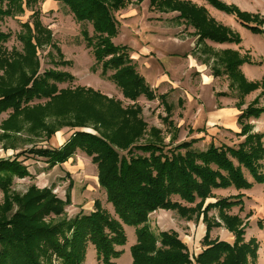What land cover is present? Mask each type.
Segmentation results:
<instances>
[{"label": "trees", "instance_id": "trees-1", "mask_svg": "<svg viewBox=\"0 0 264 264\" xmlns=\"http://www.w3.org/2000/svg\"><path fill=\"white\" fill-rule=\"evenodd\" d=\"M57 1L69 8L77 22L92 25V35L88 30L82 34L96 63L102 66V75L112 71L108 78L133 103L123 109L120 101H108L91 89L60 88L59 83L75 80L67 71L49 69L41 74L40 47L52 46L62 58L56 63L70 65L71 61L64 60L53 39V31L43 24L41 11L35 9L39 0H0V115H10L1 123L5 134L0 136V141L11 137L9 130L19 131L26 124L31 132L48 137L64 126L78 129L60 148L33 147L0 159V189L7 197L5 210L12 209L11 199L24 207L13 215L15 219L4 220L5 214L0 215V264H46L48 261L52 264L55 260L60 264H83L89 244L94 245L99 261L115 264L113 259L124 253L118 247L127 244L125 225L134 227L137 235L136 243L130 248L133 264H256L259 241L251 238L246 242L244 220L228 211L236 206L244 210L246 194L241 191L250 190L254 183H264V134L254 131L253 124L246 121L260 118L264 107L257 106L259 101L255 99L241 110L238 117L241 130L236 134L243 140L237 146L211 142L206 149L198 150L194 144L201 137L174 146V136L168 144L163 137L138 143L136 138L144 133L148 123L137 100L143 95L149 100L160 97L166 105L167 117L172 108L167 105L165 94L158 96L138 72L130 47L114 42L119 34L115 12L124 9L130 0ZM206 1L235 16L251 32L264 33V17L222 0ZM150 4L162 13L178 12L177 20L195 29L199 44L206 40L220 44L243 41L239 33L218 23L206 7L191 0H150ZM26 9H32L33 14L32 22L22 23L18 34L23 47L8 51L3 43L11 34L1 30V23L5 18L24 14ZM213 52L217 54L216 50ZM217 57L214 71L221 67L220 74L223 71L228 74L229 87L239 91L238 99L259 88L264 94V80L248 81L241 70L245 63L254 64L249 57L230 48ZM37 100L45 102L34 103ZM238 105L243 106L241 101ZM54 113L65 118L73 113L76 118L73 122L48 121ZM89 126L93 131L86 130ZM152 130L158 132L155 127ZM77 150L84 151L97 165L99 184L115 215L96 201L94 211L69 219L64 217L69 196L62 200L50 189L36 187H31L23 197L11 194L16 176H31L29 168L20 160L22 155L44 157L50 167H55L68 161ZM245 170L253 181L246 177ZM231 187L240 192L208 203L209 198H214L215 189ZM215 208L221 222L209 214ZM160 209L177 211L190 220L202 216L207 227L203 238L206 246L194 259L177 231L156 234L151 229L150 214ZM216 226H224L233 233L234 242L211 240V231Z\"/></svg>", "mask_w": 264, "mask_h": 264}, {"label": "rangeland", "instance_id": "rangeland-1", "mask_svg": "<svg viewBox=\"0 0 264 264\" xmlns=\"http://www.w3.org/2000/svg\"><path fill=\"white\" fill-rule=\"evenodd\" d=\"M199 6L208 9L210 15L220 24L230 27L239 33L243 39L241 44L215 43L210 40L198 43L195 29L185 24L182 20H177L178 12L162 13L150 4V0H130L124 9L115 12L119 22V34L114 42L118 45L130 47V53L134 59L135 52L140 54L137 62L138 72L144 76L147 83L158 95L165 94L167 105H170L171 115L167 117L166 105L161 98L149 100L146 96H141L137 100V105L142 108V117L148 123L144 133L136 138L138 143H144L150 139L164 138L165 143L170 142L174 136V146L181 142L189 141L192 138L203 137L194 144L198 150L206 149L211 142L217 145L230 144L237 146L243 137L237 136L241 126L237 123L235 129L225 125L213 129L206 128L209 124V116L219 113L220 109L228 108L229 105L239 106L240 109L247 108L254 100L259 101L257 106L264 107V94L262 88L245 95L243 99H238L239 91L229 87L230 77L221 67L215 69V59L225 49L238 51L242 56L249 57L254 64L245 63L241 66L248 81L264 80V33L256 34L244 27L233 15L227 14L209 4L206 0H191ZM226 4L236 5L240 10L264 17V0H222ZM35 9L41 11V20L45 26L53 31L54 41L64 54V60H70V65H61L62 58L50 45H45L38 49V56L41 61L40 73L46 70L57 69L70 72L75 76V80L59 83L60 88L85 87L96 91L106 100L120 101L121 107L127 109L133 102L126 99L122 90L108 78L113 72L109 71L106 76L102 75L101 64L96 63L91 48L87 46L86 39L82 31L88 30L93 34V27L89 23L77 22L69 8L57 0H39ZM32 9H26L24 14L16 17H8L1 23V30L11 34V37L3 43V46L11 51L13 48L19 50L23 45L18 38L22 30V23L32 22ZM145 49L148 50L145 51ZM213 50L217 54H213ZM147 53V54H146ZM204 60H208L204 63ZM227 94V96H222ZM44 100H37L34 103H44ZM106 104L103 105L105 107ZM9 113L0 115V136L5 133L1 123L8 120ZM76 118L73 113L65 117L59 114H51L47 120L62 121ZM254 120L258 131L264 134V114L258 119L248 118L254 126ZM238 122V121H237ZM179 124H182L180 127ZM25 128L19 131L9 130L11 136L7 141H0V159L14 156L22 150L33 147L60 148L64 142L78 129L64 126L48 137L44 133H33ZM155 127L158 132L151 131ZM86 130L93 131L89 126ZM115 131V129H113ZM62 133V138L58 133ZM162 135V136H161ZM6 144V147L4 145ZM170 145H168L169 148ZM138 153V152H136ZM20 160L29 168L31 176L14 178L11 187V194L24 196L31 187L41 190L50 189L51 192L67 200L70 197V204L65 207V218H74L80 214H89L95 209V202L100 201L102 207L115 215L113 205L107 202L106 192L100 186L98 180L97 165L92 162V158L84 151L77 150L76 154L68 161L55 167H50L47 159L38 155L25 153ZM264 164V161H263ZM264 172V168H263ZM246 177L253 181L252 176L245 170ZM240 191L234 187L228 189H215L214 198H209V202H216L220 198L236 195ZM246 196L243 198L244 210L236 206L228 213L238 214L246 224L245 241L256 238L259 241L258 258L256 264H264V183H254L248 190H242ZM16 201V200H15ZM7 197L0 189V215H4V220L15 219L16 213L23 210V205L11 199V207L5 210ZM24 201L22 200V203ZM210 216L221 222L217 208L209 212ZM247 217L248 215H250ZM14 215V216H13ZM46 221H49L48 218ZM261 222V223H260ZM149 226L156 233L161 231H177L180 238L188 246L191 257L198 255L205 249L203 238L206 234V224L202 216L199 219H187L182 217L177 211L160 209L150 214ZM127 234V244L118 247L123 250V254L113 259L115 264H133L130 248L137 241L135 228L125 225ZM227 241L233 243L235 236L224 226H216L211 231V240ZM194 259V258H193ZM251 259V258H249ZM51 262V261H48ZM46 262V264H49ZM254 262V261H253ZM52 264H60L57 260ZM83 264H105L97 259V252L93 244H89L86 260Z\"/></svg>", "mask_w": 264, "mask_h": 264}, {"label": "crops", "instance_id": "crops-1", "mask_svg": "<svg viewBox=\"0 0 264 264\" xmlns=\"http://www.w3.org/2000/svg\"><path fill=\"white\" fill-rule=\"evenodd\" d=\"M145 51L148 50L145 49ZM146 53V54H147ZM134 59L136 60H140V54L138 52H135V55L133 56ZM241 110L239 107H236L235 105H229L228 108H222L220 109L219 113H213L209 116L208 120H209V124L206 126V128L209 127H213V129H217V127L221 126V125H225L231 129H235V127H237V121H238V117L241 113ZM254 125H255V131L256 132H260L258 131V127H257V120H254ZM182 124H179L178 127H180ZM202 136L199 137H203V134H201Z\"/></svg>", "mask_w": 264, "mask_h": 264}, {"label": "bare ground", "instance_id": "bare-ground-1", "mask_svg": "<svg viewBox=\"0 0 264 264\" xmlns=\"http://www.w3.org/2000/svg\"><path fill=\"white\" fill-rule=\"evenodd\" d=\"M58 135H60L59 137H61V138H62V136H63L62 133H60V132L58 133Z\"/></svg>", "mask_w": 264, "mask_h": 264}]
</instances>
